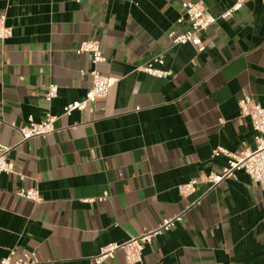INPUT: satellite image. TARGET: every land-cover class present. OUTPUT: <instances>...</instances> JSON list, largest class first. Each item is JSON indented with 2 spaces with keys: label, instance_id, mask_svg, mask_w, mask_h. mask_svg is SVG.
Segmentation results:
<instances>
[{
  "label": "crops",
  "instance_id": "1",
  "mask_svg": "<svg viewBox=\"0 0 264 264\" xmlns=\"http://www.w3.org/2000/svg\"><path fill=\"white\" fill-rule=\"evenodd\" d=\"M182 1L0 0L13 27L0 39V142L14 147L11 172H0V260L16 249L35 252L39 264H89L102 247L183 213L138 264H264V191L244 171L214 188L207 181L227 164L216 148L255 146L238 101L247 92L264 106V3L248 0L219 19L199 52L168 38L189 27L179 21ZM193 1L216 16L234 2ZM88 39L101 42L104 62L77 52ZM156 55L172 76L136 70ZM95 68L117 82L65 115ZM51 84L58 94L48 101ZM47 113L58 116L55 130L20 142L29 116ZM192 180L195 193L182 196L177 186ZM23 188L43 201L18 196ZM106 191L105 201H84ZM103 264H126L124 251Z\"/></svg>",
  "mask_w": 264,
  "mask_h": 264
},
{
  "label": "built area",
  "instance_id": "2",
  "mask_svg": "<svg viewBox=\"0 0 264 264\" xmlns=\"http://www.w3.org/2000/svg\"><path fill=\"white\" fill-rule=\"evenodd\" d=\"M248 0H234L232 6L219 16L211 13L201 1H182L183 18H187L189 27L187 30L178 32L171 30L168 38L173 45L191 43L199 52L206 48L201 36L209 27L219 19H228L233 14L242 9ZM264 3V0H262ZM13 35V27L7 25L6 15L0 13V39L5 40ZM80 53H89L92 62L98 65L105 61L101 42L98 39H88L81 42L77 49ZM165 58L156 55L137 67V71H143L157 78H167L173 75L171 69H165ZM92 76V86L86 96L81 101H75L64 108V114L70 115L73 111L83 110L88 104L94 103L98 99L105 98L110 88L117 82V78L102 74L98 69L90 72ZM58 85L51 84L46 93V99L51 101L58 94ZM241 116L250 121L254 131V147H245L239 152H231L223 147H218L213 151L214 156L224 155L227 164L218 173L212 172L207 176V181L211 183V188L216 187L227 179H236L238 172L244 171L260 188L264 191V106L257 102L252 95L244 92L239 101ZM58 116L47 113L41 121H36L33 116H29L26 125L20 128L21 141L25 142L34 137L46 135L55 130V121ZM13 145L0 142V172L10 173L9 155ZM197 180L182 183L177 186V190L182 196H188L196 191ZM18 196L34 201L42 202L40 191L36 188H23L18 192ZM109 197L108 191L101 197L84 199L85 202L105 201ZM200 201V200H199ZM196 201L194 204H198ZM184 212V211H183ZM183 220V213L163 219L157 228L144 231L138 236H133L124 243H111L101 248L100 252L91 258L89 264H103L106 260L113 258L117 250L125 253L126 264H138L143 260V251L146 245L153 243L156 237L171 230L176 223ZM40 260L35 252L17 251L10 249L8 254L0 260V264H39Z\"/></svg>",
  "mask_w": 264,
  "mask_h": 264
}]
</instances>
